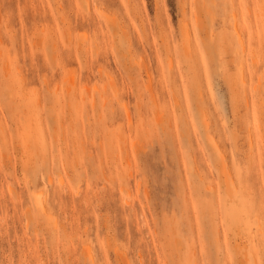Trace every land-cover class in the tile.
<instances>
[{
	"label": "rangeland",
	"instance_id": "1",
	"mask_svg": "<svg viewBox=\"0 0 264 264\" xmlns=\"http://www.w3.org/2000/svg\"><path fill=\"white\" fill-rule=\"evenodd\" d=\"M227 1L0 0V264H264V2Z\"/></svg>",
	"mask_w": 264,
	"mask_h": 264
},
{
	"label": "bare ground",
	"instance_id": "2",
	"mask_svg": "<svg viewBox=\"0 0 264 264\" xmlns=\"http://www.w3.org/2000/svg\"><path fill=\"white\" fill-rule=\"evenodd\" d=\"M240 1H242V0H240ZM248 1H249V0H248ZM251 1H252V0H251ZM256 1H257V0H255V2H256ZM227 2H229V0H228ZM253 2H254V1H253ZM263 2H264V0H263ZM237 3L240 4V5H239V7H240V6H241V3H240L239 1H238ZM251 3H252V2H251ZM229 4H230V3H229ZM257 4H259V3H256V6H257ZM242 5H243V4H242ZM247 5H248V4H247ZM253 5H254V4H253ZM253 5H251V6H253ZM232 6L235 8V6H234V4H233V1H232ZM236 6H237V5H236ZM258 7L260 8V5H258ZM236 8H237V7H236ZM240 8H242V7H240ZM255 8H257V7H255ZM248 9H250L249 6H248ZM234 10H235V9H233L232 11H234ZM246 10H247V9H246ZM240 11H241V9H240ZM254 11H255V13H256V11H261V10H258V9H257V10H254ZM246 12H247V11H246ZM248 12H249L248 15L250 16V12H251V11L249 10ZM248 12H247V13H248ZM231 13H232V12H231ZM240 13H241V12H240ZM261 13H262V12H261ZM261 13L259 12V15H260ZM234 14L236 15V12H235ZM241 15H242V13H241ZM251 15H252V13H251ZM253 15H254V22H255V19H256V18H259V17H257V14H256V18H255V14H254V13H253ZM259 15H258V16H259ZM260 16H261V15H260ZM263 16H264V14H263ZM263 16H261V19L259 18V20H261V21H258V23H259V22H264V21L262 20V19H264V18H262ZM230 17H233V15H231ZM237 18H238V17H236V19H237ZM250 18H251V17H250ZM233 19H234V18H233ZM236 19H234V20H232V21H235V22L238 23V21H237ZM239 20H240V19H239ZM241 20H242V19H241ZM242 21H244V20H242ZM251 22H252V21H250V23H251ZM256 22H257V20H256ZM256 22H255V23H256ZM230 23H232V22L229 21V24H230ZM242 23H243V24H247L246 21H245V22H242ZM242 23H241V25H242ZM238 24H239V23H238ZM260 24H261V23H260ZM262 24H263V26H264V23H262ZM232 26H234V25L231 24V26H229V27L233 28ZM246 26H247V25H246ZM240 27H242V26H240ZM251 27H252V24H251ZM255 27H256V29H258V27L256 26V24H255ZM238 28H239V27H238ZM242 28H243V27H242ZM247 28H248V27H247ZM233 29H234V28H233ZM243 29H244V28H243ZM245 29H246V28H245ZM260 29H261V28H260ZM239 30H240V29H239ZM235 31H236V30H235ZM243 31H244V30H243ZM243 31H241V32L239 31L240 34H241ZM246 31H247V30H246ZM259 31H260V30H259ZM262 31L264 32V28L262 29ZM260 32H261V31H260ZM244 33H245V32H244ZM247 33H249V32H247ZM257 33H258V32H257ZM234 34H236V32H235ZM259 34H260V33H259ZM259 34H257V35H259ZM236 35H237V34H236ZM245 35H246V34H245ZM248 35H249V34H247V36H248ZM257 35H256V36H257ZM237 36H238V35H237ZM263 36H264V35H263ZM239 37H240V36H239ZM252 37H253V35H252ZM252 37H251V38H252ZM254 37H255V36H254ZM257 37H258V36H257ZM260 37H261V36H260ZM242 38H244V37L242 36ZM246 38H247V37H246ZM249 38H250V37H249ZM262 38H264V37H262ZM255 39H256V38H255ZM243 40H246V39H243ZM240 41H241V40H240ZM246 41H247V40H246ZM246 41H245V42H246ZM258 41H259V40H258ZM245 42H243V43H245ZM248 42H249V41H247V44H248ZM254 43H255V42H254ZM247 44H246V45H247ZM258 44H259V43H258ZM261 44H262V42H261ZM246 45H245V46H246ZM248 47H249V46H247V49H248ZM255 47H256V46H255ZM255 47H254V49L256 50L257 48H255ZM245 48H246V47H244V49H245ZM250 48H251V47H250ZM259 48H260V46H259ZM259 48H258V49H259ZM262 48H263V47H262ZM242 49H243V47H242ZM244 49H243V50H244ZM254 49H252L251 51H253ZM259 50H260V49H259ZM263 51H264V50H263ZM244 52H245V51H244ZM246 53H247V51H246ZM254 53H255V51H254ZM254 53H252V54H254ZM262 53H264V52H262ZM255 54H256V53H255ZM257 54H259V53L257 52ZM251 56H252V55H251ZM256 56H257V55H256ZM260 56H261V58H262L261 51H260ZM257 58L259 59V56H257ZM257 58H256V59H257ZM253 59H254V58H253ZM256 59H255V60H256ZM255 60H254V61H255ZM262 60H263V59H262ZM252 61H253V60H252ZM261 62H263V63L261 64V65H263V64H264V60L261 61ZM254 63H257V61H255ZM258 63H259V62H258ZM253 65H254V64H253ZM253 65H252V66H253ZM255 66H256V65H255ZM256 67H257V66H256ZM263 67H264V66H263ZM257 68H259V65H258ZM242 69L244 70L243 67L241 68V71H242ZM260 69H261V67H260ZM260 69H259V70H260ZM252 70H253V68H252ZM253 72H254V71H253ZM253 72H252V73H253ZM255 72H256V71H255ZM243 73H244V72H243ZM248 74H249V73H248ZM255 74H256V73H255ZM241 75H242V72H241ZM243 76H244V75H243ZM246 77H247V76H246ZM254 77H255V76H254ZM258 77H259V76H258ZM242 79H244V77H243ZM242 79H240V80H242ZM257 79H258V78H257ZM259 79H260V78H259ZM260 80H261V79H260ZM242 81H243V80H242ZM242 81H241V82H242ZM252 81H254V79H253ZM260 82H261V81H260ZM249 83H250V82H249ZM255 84H256V83H255ZM255 84H253V86H254ZM257 84H259V83H257ZM257 84H256V85H257ZM259 85H263L262 82H261V84H259ZM258 87H262V86H258V85H257L256 89H259ZM249 89H250V87H249ZM260 89H261V88H260ZM234 91H235V90H234ZM236 92H237V91H236ZM239 93H240V92H239ZM235 95H236V93H235ZM239 95H240V94H239ZM239 95H238V96H239ZM92 104H94V103H92ZM250 137H251V136H250ZM250 137H249V138H250ZM255 140H256V139H255ZM250 141H252V140H250ZM250 141H249V142H250ZM256 141H257V140H256ZM261 142H262V141H261ZM250 144H251V143H250ZM256 144H257V143H256ZM256 146H258V145H256ZM250 147H251V146H250ZM252 147H253V146H252ZM252 147H251V149H252ZM260 148H261V147H260ZM256 149H257V147H256ZM263 151H264V149H263ZM257 152H259V151H257ZM261 152H262V151H261ZM259 154H260V153H259ZM263 154H264V153H263ZM255 156H256V155H255ZM258 156H259V155H258ZM261 156H262V154H261ZM252 157H254V155H252ZM262 157H263V156H262ZM262 157H261V159L263 160ZM222 158H223V157H222ZM259 158H260V156H259ZM255 159H256V158H255ZM257 159H258V157H257ZM257 159H256V160H257ZM222 160H223V159H222ZM258 160H259V159H258ZM259 161H261V160H259ZM259 161H258V162H259ZM263 161H264V160H263ZM255 165H256V166H257V165L259 166V165H261V164H260V162H259V164L256 163ZM262 165H264V163H263ZM259 167H260V166H259ZM259 170H261V169H259ZM259 173H262V172L259 171ZM226 182H227V181H226ZM227 184H228V183H227ZM56 190H57V189H56ZM56 197H57V196H56ZM54 198H55V197H54ZM58 199H59V198H58ZM55 201H56V200H55ZM41 203H43V202H41ZM43 204H44V203H43ZM45 206H46L45 204H44V205H41V210L43 211L44 214H49V210H48L47 207H45ZM104 253H105V252H104ZM103 255H105V254H103ZM104 257H105V256H104ZM34 260H35V259H34ZM124 261H125V259H124ZM126 261H127V260H126ZM126 261H125V262H126ZM48 263H49V262H48ZM71 263L74 264L72 261L70 262V264H71ZM75 263H76V262H75ZM126 264H128V262H127Z\"/></svg>",
	"mask_w": 264,
	"mask_h": 264
},
{
	"label": "snow or ice",
	"instance_id": "3",
	"mask_svg": "<svg viewBox=\"0 0 264 264\" xmlns=\"http://www.w3.org/2000/svg\"><path fill=\"white\" fill-rule=\"evenodd\" d=\"M260 8H261V10H262V13H264V3H262V4L260 5Z\"/></svg>",
	"mask_w": 264,
	"mask_h": 264
}]
</instances>
